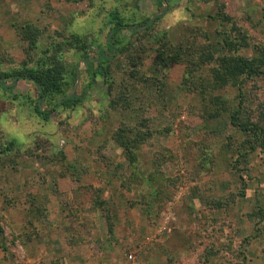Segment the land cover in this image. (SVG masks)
I'll return each instance as SVG.
<instances>
[{
    "label": "rangeland",
    "instance_id": "1",
    "mask_svg": "<svg viewBox=\"0 0 264 264\" xmlns=\"http://www.w3.org/2000/svg\"><path fill=\"white\" fill-rule=\"evenodd\" d=\"M114 13L137 27L160 16L148 32L114 38L116 54L103 65L114 88L98 75L80 105L46 120L32 80L10 76L14 88L0 87V264H264V151L234 167L244 135L227 111L207 117L212 105L199 93L214 65L190 86L185 60L157 65L164 43L221 51L234 24L249 43L240 53L253 56L264 46V0H0V74L35 66L63 43L60 56L76 71L65 90L82 93L91 79L67 42H86L96 68ZM136 67L148 80L122 97ZM242 90L258 115L264 77ZM212 92L231 107L240 93Z\"/></svg>",
    "mask_w": 264,
    "mask_h": 264
},
{
    "label": "trees",
    "instance_id": "2",
    "mask_svg": "<svg viewBox=\"0 0 264 264\" xmlns=\"http://www.w3.org/2000/svg\"><path fill=\"white\" fill-rule=\"evenodd\" d=\"M157 1L159 5L162 6L163 0ZM223 6L222 4L221 8H223ZM221 11L223 10L221 9ZM222 13L221 17L223 19L221 21H229L228 19L230 17L226 15V12L223 11ZM158 19H160V16L155 19L149 17L137 27L126 23L124 19L116 13L113 17L114 26L107 35V49L102 47L98 49L100 57L97 59L99 64L96 68H93L94 62L96 61L91 58L88 52L89 45L77 37H73V39L69 40L67 44L75 46L78 52H80L81 57L85 60L91 79L89 85L86 86L80 94H69L65 90V86L69 82L72 84L75 81L76 71L74 69H67L65 61L60 56L62 55L61 53H63V43L53 45L51 48L49 47L46 49L43 55L36 59L35 66H25L23 70L0 74V76H2L0 87L5 90H12L14 88V85H9L5 81L6 78L10 76L14 77V82L19 80V78L32 80L38 89V100L35 102V110L47 120L52 113L57 111L60 107L69 109L80 105L86 97L87 91L96 83V77L98 75L102 77L106 76V79L110 83V88H114L116 82L114 78L110 77L111 73L109 66H103L109 63L116 54L114 38L123 29H131L137 32L140 31L141 27V29L143 28L142 30L148 32L151 25ZM241 32L242 30L238 28L236 24L232 26L230 32H224L222 50L219 52L208 45L207 48L190 47L187 53L177 50L176 46L170 42L164 43L158 48L159 53L157 59L158 69L163 71L168 69L173 62L185 60L187 62V70L184 79L185 86H190L194 84V82L204 79L205 77L200 75L201 73L196 75V72L201 70L204 66L214 65L213 80L210 82L209 86L206 85V87L201 88L199 93L209 105H212L210 111L207 112V117L216 118L221 116L223 111H227L230 123L244 135V139L241 141L238 149V157L234 165L235 168H238V164L241 161L249 162L250 157L257 149L260 148L264 151V109H261L258 115H255V111L253 110L249 111V100L246 92L242 90L244 89V84H246L248 80L257 79L260 76L264 77V46L255 45L256 48L253 56H246L240 53V50L249 46V43L246 41V36ZM30 39L32 40V46H34L32 48L34 49L36 46L35 38ZM139 74L141 75V70H138L136 67L131 71L130 75H128L129 79L137 78V80L123 86L124 89L122 88L120 92L122 97L126 96L128 91H131V94H133V90L140 82H147L148 79L137 76ZM196 76L199 77L197 78ZM194 77L196 78L194 79ZM227 86H234L240 92L237 96V104L235 107L228 105V101L223 98L222 94L219 93L214 95L212 92V90L225 89ZM195 89L197 90V88ZM125 100H127V97H125ZM44 101H51L52 108L43 110L41 103ZM132 129L128 130L133 131ZM117 132L120 140L119 142L123 144L127 142V140L124 139L126 138V128H120ZM121 138L124 140H121ZM9 145L13 146L14 141H11ZM126 148L130 151L128 146H126ZM132 158L133 160L135 159V157ZM98 203L101 204L102 202L99 201ZM261 212L262 209H260L259 213ZM0 232H2L1 224Z\"/></svg>",
    "mask_w": 264,
    "mask_h": 264
},
{
    "label": "water",
    "instance_id": "3",
    "mask_svg": "<svg viewBox=\"0 0 264 264\" xmlns=\"http://www.w3.org/2000/svg\"><path fill=\"white\" fill-rule=\"evenodd\" d=\"M70 94H74V92H71Z\"/></svg>",
    "mask_w": 264,
    "mask_h": 264
}]
</instances>
